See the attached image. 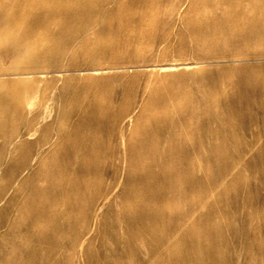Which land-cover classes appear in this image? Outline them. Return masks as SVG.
Segmentation results:
<instances>
[{"label":"rangeland","instance_id":"374dc122","mask_svg":"<svg viewBox=\"0 0 264 264\" xmlns=\"http://www.w3.org/2000/svg\"><path fill=\"white\" fill-rule=\"evenodd\" d=\"M80 2L0 0V264H264L248 3Z\"/></svg>","mask_w":264,"mask_h":264},{"label":"bare ground","instance_id":"6f19581e","mask_svg":"<svg viewBox=\"0 0 264 264\" xmlns=\"http://www.w3.org/2000/svg\"><path fill=\"white\" fill-rule=\"evenodd\" d=\"M243 1L247 2L248 4H247L246 8H243L238 13H236V16L246 20L247 24L245 25L246 26L245 30L247 32L251 33L252 35H255V37L258 39L264 40V0H229V3L232 5L235 3H242ZM25 2L28 5L27 10H30V12H32L35 15V19L37 21L41 20L43 17H41L39 15V13H37L38 9L34 8V6H37V5H40L43 3H49V4L56 5L57 8H55L54 11H52L51 13L61 15L63 18V21L65 23H69L71 18H73L71 16V14H69V11H68L66 5L68 3H76L77 5L79 4L78 6H80V3H81L80 0H25ZM22 12H24L23 8H22ZM82 15L80 14V12H78V14L75 16H76V18H79V19L84 17L85 18L84 20H86V19H89V17L92 16L93 14L92 13L87 14L86 12H84ZM9 17H11V16L6 15L5 17H2L0 19V34L5 33V32L10 33L12 31H14L15 29L19 28L17 17H12V18H9ZM47 22H48V20H47ZM47 22L45 21V23H47ZM4 24H8L9 26L5 27V26H3ZM44 27H46V26H44ZM47 32H49V30ZM79 35H80V33H79ZM45 44H47V43H45ZM47 46H49V45H47ZM61 46H64V45L62 44ZM29 60H31V59H29ZM95 109H97V108H95V107L92 108V110H95ZM134 208H130L129 210H127L126 214H127V216H129L131 218V224L133 225V227H135V228L138 227L139 233H140V235H142L144 230H145V228L141 225L142 215L143 216L146 215V216L151 218L154 214H156L157 209L151 210V209H142V208H138V209L135 208L134 209Z\"/></svg>","mask_w":264,"mask_h":264}]
</instances>
